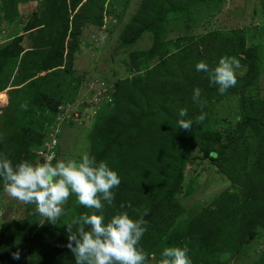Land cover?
I'll list each match as a JSON object with an SVG mask.
<instances>
[{
	"label": "trees",
	"instance_id": "1",
	"mask_svg": "<svg viewBox=\"0 0 264 264\" xmlns=\"http://www.w3.org/2000/svg\"><path fill=\"white\" fill-rule=\"evenodd\" d=\"M21 1L30 0H0V4H3L0 13L3 12L5 18L14 19ZM105 3L106 0H44L40 16L33 15L25 28L31 41V49L18 62L17 58L23 50L19 46L20 38L0 49V92L6 87L7 81L3 84L1 81V75L5 73L17 71L15 73L20 83L17 86L22 85L19 89L12 90L16 100L9 106V126L5 129L8 134L0 136V152L7 154L14 166L22 161L35 163L36 152L42 147L47 135L45 124L53 120L59 105L76 99L82 79L73 70V58L80 48L82 28L87 25L102 28ZM118 3L119 0H111V10ZM174 3L172 0H141L136 14L121 32V48L136 43L146 31L156 34L153 45L147 51L138 52V57L132 55L133 71H141L143 63L154 59L158 61L151 68L148 67L143 75L115 82L113 101L101 104L103 109L89 131V141L94 147L102 146L95 155L97 161H107L123 179L120 186L113 189L117 211L113 209L112 212V207L105 205V223L118 211H127L131 218L138 219L139 215L134 209H149V214L144 217L149 222L147 231L139 246L150 255L151 252H162L171 245L177 247L181 243L183 246V241L190 235L188 231H169L180 210L173 198L181 188L186 168L197 158L191 157L194 149L197 148L206 160L227 176L233 186L241 191L240 194H222L213 210L200 213L188 224L189 230L195 231L197 237L186 242L187 255L192 264H207L209 261L205 256L209 251L224 249L221 238L236 227V216L242 220L240 241L247 239L250 242L257 236V227L264 228V192H261L260 187L263 183L255 181L256 173L264 164V102L259 99H256L259 102H251L244 96L255 83V78L249 72L240 81L237 80V85L224 93L233 95L243 91L239 93L242 118L234 130L235 135L226 137L228 143L221 142L220 137L198 133L194 127L195 121L191 130L187 131L179 127L178 121L181 118H172L168 113L165 115V108L173 98L174 102H179L176 106H180L178 110L186 109L188 112L183 119L197 117L191 113L196 104L192 97H182L193 94L196 87L201 89V96L211 86L214 92L222 95L218 91L219 86L208 85L205 77H202L204 72L197 71L195 67L202 58L214 51L217 44L210 43L209 38L217 36L219 33L216 31L199 37L202 39L200 44L205 43L202 47L204 54L197 51L199 46L193 43L195 48L192 50V45L186 46L163 58L158 46L160 26L164 21L184 17L188 21V15H191L188 9H181L179 6L176 9L174 6L177 5ZM190 4L185 7H195L190 9L193 14L204 10L202 2ZM236 38L239 44H244L243 37ZM219 46L225 49V45ZM220 51L218 53L222 58L223 51ZM233 51L229 57L238 58L240 51ZM250 53L246 56L252 60ZM172 78L175 80H171ZM170 84L172 87H169ZM178 95H181L180 99ZM64 123L71 121L66 120ZM11 127H15L16 131L9 133ZM101 142L102 145H99ZM130 151L133 155L127 157ZM55 153L51 160L53 165L59 154L58 144L55 146ZM252 153L254 163L251 162L252 168L248 166L247 170L246 157ZM236 163H239V167L235 166ZM2 190L3 182L0 181V191ZM75 202L68 199L63 206L67 214L59 222L66 219L71 222L73 218L92 211ZM121 203L126 205L124 209L120 208ZM128 203L131 208L127 207ZM250 203L254 208L251 212L248 211ZM28 225V221H17L2 227L0 264H27V261L28 264L75 262V256L66 247L67 228L56 231L55 225L52 227L51 224L49 230L43 231L46 238L39 241L36 232H29ZM163 238L165 242L160 243ZM18 249L21 251V259L14 260L11 253ZM191 250L195 251L192 255ZM261 258L264 264V255Z\"/></svg>",
	"mask_w": 264,
	"mask_h": 264
},
{
	"label": "rangeland",
	"instance_id": "2",
	"mask_svg": "<svg viewBox=\"0 0 264 264\" xmlns=\"http://www.w3.org/2000/svg\"><path fill=\"white\" fill-rule=\"evenodd\" d=\"M172 1L173 3L175 2L174 5H177L174 6L176 9L179 7L181 9H188L191 15H188V21L186 17H184L171 21H164L162 26H160L158 46L163 58L175 54L186 46L192 45V50L195 48L193 43L198 44L199 47L197 51L204 54L205 50H203L202 47L205 43L200 44L202 43V39H199V37L210 31H216L219 34L209 38V40L210 43L215 42L217 45L214 47L212 54L205 56L201 61L206 62L210 67L214 68L218 65L220 59V54L218 53L221 52L220 49L223 51L221 53L223 57L229 56L233 50L237 52L240 51L238 56L239 59L237 56H233L237 58L240 64V67L235 69L237 80L240 81L248 72L249 75L255 78V83L250 87L251 89L249 91L244 93V96L251 102H259L256 99H259L260 102H264V0ZM27 2H30V7L33 8L31 13L30 11H24L20 14L17 13L14 19L5 18L4 13H0V49L10 45L14 40H18L19 38L23 43L22 46L21 42L19 43V46L23 48V50L19 54L17 62L26 51L31 49L30 43L24 40L27 39L30 41L28 35H26L28 32H25V28L27 23L33 18V15H37V17L40 16L44 0L21 1L17 8L21 10L23 3ZM140 2L141 0H119L116 8L111 10V0H106L103 7V27L101 29H96L92 25H87L82 28L80 48L73 58V70L76 71V74L79 75L82 80L78 87L77 99L66 102V104L68 103L69 105L67 113L70 116L69 119H71V123H62L59 127L56 126L54 129L58 130L56 133H58L57 144L59 145V154L57 155L56 162L67 159L79 160L85 153L90 156H95L102 146L99 148L96 146L94 147L91 141H89V131L92 129L97 116L101 113L100 110L103 108L101 106L90 105V101H87L92 100L93 96L100 89L107 91V95L110 100L113 101L112 90L115 82L126 78L131 79L132 77L134 79L135 75H143L149 69L148 67L151 68L157 63V59H154L152 62L143 63L140 66L141 71L137 70V72L133 71L131 68L132 55L137 56L138 52L143 53L147 51L153 45L154 36H156V34L146 31L140 36L136 43L126 48L120 47V34L131 18L136 14ZM194 2H202L204 7H201L204 9V12L198 10L197 14H195L196 12L193 14L190 9L195 7L190 9L185 7L190 3L195 4ZM1 5L3 6V4H0V7ZM186 23H189V25ZM236 36L243 37L244 44H239ZM191 42L192 44H190ZM219 45H225V49ZM229 45L232 46L231 52L229 51ZM249 52H251L250 56L252 60H250V57L247 58L246 56ZM15 72L1 75L2 84L7 82L5 89L0 92V136L8 134L5 129L9 126L7 118L11 114V107L9 106L12 104V101L14 102L16 100L13 98L15 92L12 90L19 89L22 86H17L20 83ZM176 76L174 78H176ZM202 77H205L206 83L211 85L207 73L204 72ZM171 80L175 79L172 78ZM169 87H172L171 84ZM242 92L243 91L239 93L241 94ZM239 93L233 95H219L214 92L213 86L209 87L208 91L203 92L201 96L203 107L199 104H195V109H191V113L196 116L202 113L205 115V120L202 124L194 125L196 131L208 137H220L221 142L228 143L226 137L235 135L234 130L242 118L239 105ZM188 95H183L182 97L191 99L192 94L190 96ZM180 98L181 95H178V99ZM170 101L169 105L165 108V115L168 113L172 118H181L177 115V113L180 112V110H178L180 106L176 107L179 102H174L173 98ZM163 110L164 109L161 111L163 112ZM73 111L77 117H74L75 114H72ZM166 117H164V119ZM191 118H194V116ZM164 122L165 120H163V123ZM47 129L48 126H46L44 130L47 131ZM9 131V133H13L16 129L15 127H11ZM46 137H49V135H46ZM99 145H102V142ZM131 153V151L128 152V156H126L131 157V155H133ZM252 155L253 153L246 157L245 165L247 170H249L247 168L248 166L252 168L251 162L254 160ZM191 157L193 159L197 158L193 164L188 165L186 168L181 188L173 198V202L180 207V210L176 214L169 231L170 233L172 231H179L180 233L188 231L190 234L188 239L183 241V246H181V243L177 245V247L180 248L187 247L186 242L196 239L197 237L195 234L196 232L188 228V224L193 218L204 211L213 210L216 206L215 202L222 197V194H232L236 192L240 194L241 192L237 187L235 188L233 186L231 181L219 170V168L212 165L209 160H206L197 148L194 149ZM238 164L239 163H236L235 166L239 167ZM109 167L111 168V166ZM237 170L239 171V169ZM255 177L256 182L261 181L263 183L260 187L261 192H264V164L262 169L258 170ZM119 178L122 183L123 179L121 177ZM240 189L242 190V187H240ZM69 199H71L72 202L76 201L74 194L71 195ZM109 207H112V212L113 209H115V212L118 209V207L115 206ZM253 209L250 203L248 211L251 212ZM17 221H28L30 224L28 225L29 232H36L38 240L46 238L43 231H47L49 230L48 227H51V224L48 223L44 217L36 213L34 204H24L10 197L4 190L0 191V232L5 224H12ZM240 221L242 220L236 216L234 222L236 227L230 231L229 234L226 233L225 236L221 238L224 249L217 248L206 254L205 259L209 261L207 264L263 263L261 256L264 255V228L258 226L256 229L257 236L250 242L247 239L243 242L239 240V235L242 231V222ZM68 222L70 221L67 219L58 222V224L55 225V230L58 231L59 229L67 228L65 224ZM183 235L185 234H181V236ZM164 242V238L160 240V243ZM170 247L174 246L171 245ZM194 252V250H191L190 254L192 255ZM161 253L162 252L159 251L151 252L148 258V264H159ZM197 258L202 262L199 256H197ZM194 259L195 258H193V260ZM27 262L29 263V261ZM64 264H75V262L69 261Z\"/></svg>",
	"mask_w": 264,
	"mask_h": 264
},
{
	"label": "clouds",
	"instance_id": "3",
	"mask_svg": "<svg viewBox=\"0 0 264 264\" xmlns=\"http://www.w3.org/2000/svg\"><path fill=\"white\" fill-rule=\"evenodd\" d=\"M195 67L197 71L207 73L210 84L218 85L219 93L224 94L236 85L235 69L240 64L236 57L224 56L214 68L204 61L198 62ZM192 101L203 107L199 87L194 88ZM187 115L186 109L180 110V129L190 131L193 121L202 124L205 120L203 113L193 119H183ZM35 159L34 164L22 161L14 166L8 155L0 152L3 189L13 199L34 204L36 213L52 225H57L60 218L67 214L63 205L73 194L77 204L92 210L65 224L68 233L66 247L75 256V264H148L150 254L139 245L147 231L149 222L144 217L149 214V209H134L138 219L131 218L127 211H118L105 223V205L114 206L113 189L121 184L117 172L109 167L107 161H97L95 156L87 153L79 160H60L55 165L51 162L52 157L43 163L37 162V156ZM125 206L120 204L121 209ZM127 207L131 208V204L128 203ZM187 252L186 246L166 247L159 264H191ZM11 256L20 260L21 251L18 249Z\"/></svg>",
	"mask_w": 264,
	"mask_h": 264
},
{
	"label": "built area",
	"instance_id": "4",
	"mask_svg": "<svg viewBox=\"0 0 264 264\" xmlns=\"http://www.w3.org/2000/svg\"><path fill=\"white\" fill-rule=\"evenodd\" d=\"M114 91V89L112 90V92ZM90 101V102H89ZM110 98L107 95V91L100 89L97 91V93L93 96L92 100H88L87 102L90 103V105H94V106H100L101 104H109L110 102ZM73 105V104H72ZM68 103L66 104H62L60 106H58L57 108V113L55 115L54 120L51 123H48L46 126H48V129L46 131L47 135H49V137H47L43 143H42V147L40 149L37 150V162H41L43 163L44 161H46L45 159L48 157H52V159L55 157V146L57 144V134L56 131L58 130H54L55 127H59L60 124H62L63 122H65L66 120H71L69 119V114L67 113L68 110ZM72 114H75V112L73 111ZM74 117H77V115L75 114Z\"/></svg>",
	"mask_w": 264,
	"mask_h": 264
},
{
	"label": "crops",
	"instance_id": "5",
	"mask_svg": "<svg viewBox=\"0 0 264 264\" xmlns=\"http://www.w3.org/2000/svg\"><path fill=\"white\" fill-rule=\"evenodd\" d=\"M30 2H27V3H23V5H22V9L20 10L19 8H17L18 9V13L20 14L21 12H27V11H30V13L33 11L32 9V7H30ZM20 4L18 3V6H19ZM17 6V7H18ZM26 23H27V21H26ZM103 27V26H102ZM23 34V33H22ZM21 34V35H22ZM26 35H28V33H26ZM24 40H26L27 41V43H30L29 45H30V47H31V42L30 41H28L27 39H24ZM24 42V41H23ZM22 42H21V46H22ZM29 45H28V47H29ZM27 47V48H28ZM30 47H29V49H30ZM23 49V48H22ZM76 99H77V97H76ZM82 99V98H81Z\"/></svg>",
	"mask_w": 264,
	"mask_h": 264
}]
</instances>
